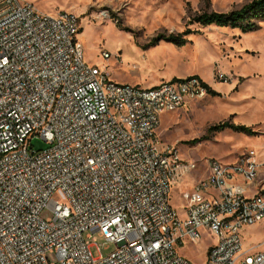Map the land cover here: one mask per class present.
I'll return each mask as SVG.
<instances>
[{"label":"built area","instance_id":"obj_1","mask_svg":"<svg viewBox=\"0 0 264 264\" xmlns=\"http://www.w3.org/2000/svg\"><path fill=\"white\" fill-rule=\"evenodd\" d=\"M80 31L69 11L0 0V264H198L180 249L205 235L214 242L203 264H264L242 239L264 218L254 149L208 160L181 193L184 218L170 203L199 164L161 142V116L206 95L205 81L116 82L85 62ZM95 234L109 254H92Z\"/></svg>","mask_w":264,"mask_h":264},{"label":"rangeland","instance_id":"obj_2","mask_svg":"<svg viewBox=\"0 0 264 264\" xmlns=\"http://www.w3.org/2000/svg\"><path fill=\"white\" fill-rule=\"evenodd\" d=\"M21 1L32 3L45 13L50 9L57 10L56 13L65 10L77 16L81 26L78 41L85 62L107 66L116 82H133L134 74L141 72L133 67L140 61L141 52L146 64L156 72L171 71L174 77H201L217 93L188 100L183 107L161 116L157 135L162 142L176 147L183 157L199 164L192 177L205 174L208 160L229 164L249 149H254L264 163V22L257 30L246 33L215 25L186 26L189 15L195 12L205 8L227 12L250 0ZM186 29L197 32L187 35L188 42L183 46L164 40L151 44L158 34ZM103 52L110 57L105 59ZM224 121L250 126L256 133L249 135L229 128L207 132L209 127ZM196 138L203 139L192 143ZM33 143L36 149L47 146L40 137ZM259 179L264 182V164ZM191 180L188 176L184 185ZM184 185H173L170 193V203L181 218L186 216L181 196ZM42 216L48 217L50 212L45 210ZM254 226L248 240L264 249V218ZM87 242L96 243L91 247L94 256L107 255L114 249V245L103 244L98 234ZM213 242L212 237L205 235L199 243L183 246L180 253L203 264ZM48 254L54 262L55 251Z\"/></svg>","mask_w":264,"mask_h":264},{"label":"trees","instance_id":"obj_3","mask_svg":"<svg viewBox=\"0 0 264 264\" xmlns=\"http://www.w3.org/2000/svg\"><path fill=\"white\" fill-rule=\"evenodd\" d=\"M264 22V0H250L243 4L239 8L232 9L227 12H219L215 10L203 9L199 12H195L189 15V21L186 26L197 24L201 27H207L215 25L218 27H230L239 29L241 32H250L260 28V24ZM197 32L196 30L186 29L179 33L158 34L152 39L151 44L158 43L161 40L172 43L176 46L185 45L188 40L187 35ZM208 88L209 94H217L211 89V87L205 82ZM229 128L236 132H243L249 135L256 132L250 126L244 124H236L230 121L220 122L208 128V133L212 131H221ZM203 138H196L192 140V143H198Z\"/></svg>","mask_w":264,"mask_h":264},{"label":"crops","instance_id":"obj_4","mask_svg":"<svg viewBox=\"0 0 264 264\" xmlns=\"http://www.w3.org/2000/svg\"><path fill=\"white\" fill-rule=\"evenodd\" d=\"M56 12H57V10H54V9H50L48 11L49 14H55ZM139 56H140L139 57L140 58L139 59L140 61H138L137 64H133V67L136 66L135 68H138V70H141V72L137 76L134 74V76H133L134 79H133V82L131 84L140 85L142 87H153V86L158 85L162 81H166V80H170V79H177V78H182V77H187V76H178V77L171 76L173 74L171 71L156 72L155 69L149 67V65L146 64L147 61L144 60V57H143V55H142L141 52H140ZM117 82L127 83L125 81H117ZM162 143L164 145L167 144V143H164V142H162ZM167 145H169V144H167ZM191 175H192V173L190 175H188V176H190L192 178V180H191L190 183H188L187 185H184V181L188 178V176H186L183 179V181L178 184V185H184V186H182V188H183L182 192L183 191H190V190H192L195 187V185L201 179H203L206 176V172L201 177H192ZM182 210H183V206H182ZM254 225L247 226L242 231L243 248L244 249H247L249 251H260V250L261 251H264V249H260V248L258 249L257 245L252 244L248 240L250 238L251 233L254 231V227H255Z\"/></svg>","mask_w":264,"mask_h":264}]
</instances>
